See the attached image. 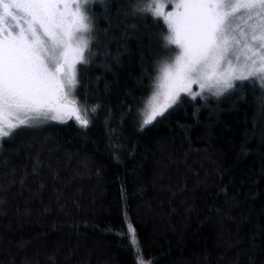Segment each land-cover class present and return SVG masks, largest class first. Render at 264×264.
Returning <instances> with one entry per match:
<instances>
[{
  "label": "trees",
  "instance_id": "trees-1",
  "mask_svg": "<svg viewBox=\"0 0 264 264\" xmlns=\"http://www.w3.org/2000/svg\"><path fill=\"white\" fill-rule=\"evenodd\" d=\"M125 3L88 5L94 55L77 65L74 92L88 127L44 121L5 139L0 264H136L138 254L150 264H264V93L238 81L220 97L182 95L141 127L175 48L162 19L125 16ZM5 165L18 167L17 181L27 169L23 189L5 182Z\"/></svg>",
  "mask_w": 264,
  "mask_h": 264
},
{
  "label": "snow or ice",
  "instance_id": "snow-or-ice-1",
  "mask_svg": "<svg viewBox=\"0 0 264 264\" xmlns=\"http://www.w3.org/2000/svg\"><path fill=\"white\" fill-rule=\"evenodd\" d=\"M88 2L0 0V150L20 125L74 117L80 126L88 127L87 110L69 98L79 84L77 64L89 63V55H94ZM169 4L171 10L166 11ZM122 14L132 19L147 14L162 18L168 30L163 35L165 47L178 49L171 62H160L141 127L162 117L178 103L181 93L194 99L203 97L207 89L220 97L234 90L236 81L256 83L264 93V0H126ZM193 84L201 91H192ZM257 99L258 113L264 115V95ZM97 107L93 105L91 111L95 113ZM30 167L35 178L40 160H33ZM17 172V166L5 165L3 178L23 189L29 173L23 169L17 181ZM7 195L5 191L3 196ZM128 228L134 237L135 229L131 224ZM136 264H150V260L138 254Z\"/></svg>",
  "mask_w": 264,
  "mask_h": 264
},
{
  "label": "rangeland",
  "instance_id": "rangeland-1",
  "mask_svg": "<svg viewBox=\"0 0 264 264\" xmlns=\"http://www.w3.org/2000/svg\"><path fill=\"white\" fill-rule=\"evenodd\" d=\"M91 1H93V0H89V2H91ZM89 2H88V4H87V9H88ZM170 10H171V5L169 4L168 7L166 8V11H170ZM160 19H162V18H160ZM162 20H163V19H162ZM242 26H243V25H242ZM172 46L175 48V52L173 53L171 59H170L168 62H171V61L174 59L175 54H176V52L178 51V49H177V47H176L175 45H172ZM232 59H233V63H235V62H236V61H235V57H232ZM77 65H78V64H77ZM76 71H77V66H76ZM159 72H160V70H159ZM158 76H159V73H158V75H157V78H158ZM156 81H157V79H156ZM156 81H155V83H156ZM236 82H238V81H236ZM155 83H154V87H153L152 92L150 93V95L147 97V99H146V101H145L144 108H143V111H142L141 124H142V121H143V118H144V114H145V112H146V110H147V107H148L149 99H150V97H151L153 91L155 90ZM192 91L200 92L201 89H200V87H199L198 84H193V85H192ZM74 92H75V89L71 91V94H70V97H69V98H70V99L74 98V99L76 100ZM204 94H211V93H210L207 89H205V90H204ZM224 94H225V93H224ZM182 95H186V96L192 98L191 96L187 95L186 93H181V96H182ZM181 96H180V97H181ZM197 97H198V96H197ZM76 101H77V100H76ZM77 102H78V101H77ZM78 104H79V106L81 107V109H82V111H83L84 108L80 105V103H78ZM172 106H173V105H172ZM69 120H74L76 123H78V122L75 120L74 117H68V118H66V119L63 120V121H55V120H50V119H49V120H42V121H40L39 123L44 122V121H54V122H58V123H64V122H67V121H69ZM37 124H38V123H37ZM24 126H29V125H20L18 128H20V127H24ZM145 126H147V125H145ZM143 127H144V126H143Z\"/></svg>",
  "mask_w": 264,
  "mask_h": 264
}]
</instances>
